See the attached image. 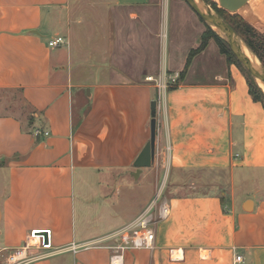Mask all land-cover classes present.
Instances as JSON below:
<instances>
[{
    "label": "crops",
    "instance_id": "obj_1",
    "mask_svg": "<svg viewBox=\"0 0 264 264\" xmlns=\"http://www.w3.org/2000/svg\"><path fill=\"white\" fill-rule=\"evenodd\" d=\"M188 7L0 0V264L45 229L51 248L31 247L29 264H112L99 241L153 204L113 196L153 172L178 191L155 247L125 250L123 264H264V105L246 75L211 39L178 84L147 79L180 73L201 45L207 27ZM172 14L195 34L181 58L156 39ZM58 36L67 48L50 46ZM153 100L156 157L138 171Z\"/></svg>",
    "mask_w": 264,
    "mask_h": 264
},
{
    "label": "rangeland",
    "instance_id": "obj_2",
    "mask_svg": "<svg viewBox=\"0 0 264 264\" xmlns=\"http://www.w3.org/2000/svg\"><path fill=\"white\" fill-rule=\"evenodd\" d=\"M202 1L204 3L207 2L208 4L212 6V4L206 0H202ZM211 1L216 2L219 6L218 0H211ZM166 2L167 0H161V3L163 5H165ZM188 8L190 9V7ZM235 13H239L240 16H242L247 22L253 25L262 34H264V0H250V2L246 5V7H244L239 12H235ZM171 18L172 20L169 25L167 24L166 27L164 28L161 27L159 28L160 30L158 29L160 34L157 35L158 38L156 39L160 41L161 45H163L164 42L167 46L169 45V49L171 50L170 55L175 54L177 57L181 58V51L187 48V46H190L191 44H193L194 39H195V34H194V31L179 32L178 29H175V24L173 23V20H174L173 14L171 15ZM178 22L180 24V21ZM202 22L207 27V23H205L204 21ZM176 26H178V24H176ZM186 29L188 30V28ZM238 35H239V38L243 40L242 36L240 34ZM62 37L65 39L64 36ZM65 42H66V39H65ZM60 48L65 49L67 48V45L62 44ZM167 77H168L167 82L169 86L176 83V82L171 81V79L169 78L170 77L169 73ZM261 88L264 90L263 87ZM190 177L196 178L198 176L197 175L187 176V178H190ZM135 178H136L135 176L134 178L131 176H128L126 179L128 182L127 186H123V189L120 190V192L116 194V196H113V199L119 202L122 201L123 199L128 202L132 201L133 203L132 206L135 208V207H140V205L147 202L148 199L153 198L152 199L153 203L156 201L153 207L155 209L156 205L159 206L161 202L163 203L166 202L167 195H169L172 191L174 192L178 191L177 184L174 185L170 183L171 185L170 186L168 185V182L166 181L167 176L164 175L163 173L157 175L156 173L153 172L151 176H149L147 179H143L141 182H139V185H136L137 181L135 180ZM260 184L261 186H263V189H264V180ZM255 188H256V185L254 181L250 179L246 187L244 188V190H242L241 192H238V197H239L238 199H241L244 196L245 191H249L250 195H252ZM120 203L122 204V202Z\"/></svg>",
    "mask_w": 264,
    "mask_h": 264
},
{
    "label": "built area",
    "instance_id": "obj_3",
    "mask_svg": "<svg viewBox=\"0 0 264 264\" xmlns=\"http://www.w3.org/2000/svg\"><path fill=\"white\" fill-rule=\"evenodd\" d=\"M63 43H65V39L62 36H58L49 41V44L52 47H59ZM179 77L180 73L177 72L175 74H170L169 78L171 81L177 82ZM147 79L158 82L160 89H166L169 87L167 82L168 77L166 81H159L153 76H149ZM155 202L148 209L144 210V212L137 218L128 222L116 231L104 236V238L99 241L101 246H107L112 250V264H123V254L127 249H152L155 247L157 225L161 220L165 219L169 213L167 201L164 203L161 202L159 206L156 205V208L154 209ZM42 231L47 232L48 242L45 241L46 237ZM35 246L44 249L51 248L50 229L33 230L29 236V241H27L25 245L14 249L11 253L5 256V264H29L32 260L38 257L30 254L28 251L31 247ZM238 259L241 258L238 257Z\"/></svg>",
    "mask_w": 264,
    "mask_h": 264
},
{
    "label": "water",
    "instance_id": "obj_4",
    "mask_svg": "<svg viewBox=\"0 0 264 264\" xmlns=\"http://www.w3.org/2000/svg\"><path fill=\"white\" fill-rule=\"evenodd\" d=\"M187 4L196 12V14L214 30H216L220 36L228 43L229 47L234 52L237 59L248 70V72L256 79V81L264 83V65L260 61L257 55L249 48L245 41L239 38V35L234 28L207 2L202 0L198 2L196 0H185ZM219 6L235 13L242 10L250 2V0H218ZM211 6V7H210ZM213 8V9H212ZM245 46L253 55L257 61L251 59V57L244 51ZM153 119L151 121V139L147 142L138 158L135 161V166L138 171L142 168L150 167L156 157V138H157V101L152 102ZM251 201H248V203ZM248 209V208H246ZM48 242L47 232H42Z\"/></svg>",
    "mask_w": 264,
    "mask_h": 264
},
{
    "label": "trees",
    "instance_id": "obj_5",
    "mask_svg": "<svg viewBox=\"0 0 264 264\" xmlns=\"http://www.w3.org/2000/svg\"><path fill=\"white\" fill-rule=\"evenodd\" d=\"M212 4V7L240 34L249 46V48L258 56L264 65V34L257 30L253 25L247 22L239 13H231L228 10L218 6V4L211 0H206ZM202 20V19H201ZM203 21V20H202ZM214 39L221 52L226 55L228 63L237 64L247 77L250 93L255 101H259L264 105V90L258 84L256 79L248 72V70L237 59L228 43L220 36V34L207 24L206 31L202 36V43L197 49L190 52L185 68L180 72V77L175 84H178L184 78L188 68L192 63L193 57L203 51L209 44V41Z\"/></svg>",
    "mask_w": 264,
    "mask_h": 264
},
{
    "label": "bare ground",
    "instance_id": "obj_6",
    "mask_svg": "<svg viewBox=\"0 0 264 264\" xmlns=\"http://www.w3.org/2000/svg\"><path fill=\"white\" fill-rule=\"evenodd\" d=\"M197 2L199 1V0H196ZM243 49H244V51L251 57V59H253L254 61H257L258 59H256L255 57H254V55L245 47V46H243ZM261 87H263L264 88V83H262V82H259L258 83Z\"/></svg>",
    "mask_w": 264,
    "mask_h": 264
}]
</instances>
